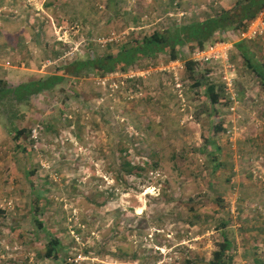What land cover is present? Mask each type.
Wrapping results in <instances>:
<instances>
[{"label": "rangeland", "instance_id": "374dc122", "mask_svg": "<svg viewBox=\"0 0 264 264\" xmlns=\"http://www.w3.org/2000/svg\"><path fill=\"white\" fill-rule=\"evenodd\" d=\"M237 1L0 0V78L36 79L88 46L116 52L133 35ZM239 33H215L228 45L227 61L198 63L225 100L216 106L193 86L186 61L196 55L185 44L176 59L161 53L33 96L16 120L30 133L29 151L15 148L0 117V264H208L221 221L234 230L233 264H257L243 250L241 225L256 229L264 264V87L235 48ZM245 40L264 61V39ZM170 60L182 65L181 96ZM223 76L232 78L233 110ZM209 135L214 143L201 152ZM50 235L60 242L56 258L46 256Z\"/></svg>", "mask_w": 264, "mask_h": 264}, {"label": "trees", "instance_id": "16d2710c", "mask_svg": "<svg viewBox=\"0 0 264 264\" xmlns=\"http://www.w3.org/2000/svg\"><path fill=\"white\" fill-rule=\"evenodd\" d=\"M263 8L264 0H240L235 5L223 7L221 10L203 19L179 25L172 24L161 30L153 29L142 37L133 35L130 39L120 44L116 52L93 54L92 48L88 46L87 52L82 56L77 54L74 58L63 61L56 68L55 72L36 79L30 78L16 84H11L8 80L0 78V117H3L9 123V125H5L7 133L11 135L17 150L29 151L32 147L30 133L24 127H19L16 120L25 118V114L23 111H20V107L28 105L33 96L47 92L52 93L56 85L68 78L88 77L91 74L102 77L108 73L126 71L128 67L132 66L139 59L147 57L154 61V58L161 53L167 54L169 59H176L180 57V48L185 44L190 47V50L195 48L202 49L207 42L214 43L224 40L218 34L215 35L217 30L221 31V33L230 31L237 33L243 30L248 22ZM234 44L244 62L245 68L252 72L254 78L264 87V61H259L247 40H239ZM199 66L194 61H186V70L190 73L189 77L193 80V86L204 88L209 100L214 104L213 106L225 101L218 93L216 84L212 83V81H207L206 77L209 71H206L208 73H201L198 69ZM203 84L204 86H202ZM222 125L223 123L219 121L216 126L214 125V129L216 131L222 130ZM205 138L206 142L203 149L200 150L201 152H204L205 148L209 146V142L211 144L214 143L212 136L209 135ZM213 158L216 162L215 168L219 167L220 163L218 162L221 158L218 154ZM124 164L128 165V163ZM220 200V198L216 199L218 204H220ZM34 208L37 210V207ZM34 212L35 210L33 209L35 224L39 227L43 226L44 222L39 218V213ZM228 225V222L221 221L214 226L219 233L214 242L215 248L211 253V259L208 261V264H233L236 239L233 237L234 230L229 229ZM243 226L239 227L240 230H243V232H240L243 234L240 240L243 243V250H252L254 261L260 264L262 263V256H259L260 247L256 243V239L258 240L257 233H255L256 229L248 230ZM248 232H250L249 235ZM246 235H248L249 239H247ZM59 244L58 237L50 235L46 245V256L56 258Z\"/></svg>", "mask_w": 264, "mask_h": 264}, {"label": "built area", "instance_id": "2783aa9c", "mask_svg": "<svg viewBox=\"0 0 264 264\" xmlns=\"http://www.w3.org/2000/svg\"><path fill=\"white\" fill-rule=\"evenodd\" d=\"M240 36H242V38L245 40L247 39H255L256 37H260L262 39H264V15H257L255 16L249 23V25L240 31L239 33ZM228 45H226L225 43H223L222 41H217L214 43H211L209 45H207L205 48H195L192 51V55H196V57L194 58V61L196 63H202V62H218L217 60L221 59L223 61H227L228 57L226 54V49H227ZM170 65V67H167L169 69H167V71H171L172 75H171V79L170 81H172V85L174 90L176 91V93L178 95L181 96V92L184 88L183 83L180 81V78L178 76V71L179 68H182V65L178 62V60H170L168 62ZM174 67H176L174 69ZM163 68H160V70H162ZM171 72H168L171 74ZM134 73H132V71H128L127 73V77H133ZM224 80V83L226 84V90L228 91V98H229V109L233 110L234 109V105L235 103H237L236 99H235V93L232 92L231 86H232V78L230 77V79H227L226 77H222Z\"/></svg>", "mask_w": 264, "mask_h": 264}, {"label": "crops", "instance_id": "0c3cea01", "mask_svg": "<svg viewBox=\"0 0 264 264\" xmlns=\"http://www.w3.org/2000/svg\"><path fill=\"white\" fill-rule=\"evenodd\" d=\"M1 2H2V0H1ZM29 13H30V11H29ZM21 22V21H20ZM0 33H1V35L3 36V37H5L6 36V29L3 27V25L0 27ZM0 40H2L3 41V38L2 39H0ZM20 41V40H19ZM11 48H13V49H21V47H22V43H20V42H14L11 46H10Z\"/></svg>", "mask_w": 264, "mask_h": 264}]
</instances>
